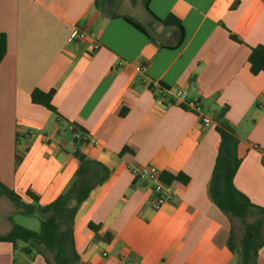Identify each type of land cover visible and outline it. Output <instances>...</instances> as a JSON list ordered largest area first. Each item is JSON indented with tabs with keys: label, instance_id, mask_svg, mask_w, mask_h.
I'll use <instances>...</instances> for the list:
<instances>
[{
	"label": "crops",
	"instance_id": "0c3cea01",
	"mask_svg": "<svg viewBox=\"0 0 264 264\" xmlns=\"http://www.w3.org/2000/svg\"><path fill=\"white\" fill-rule=\"evenodd\" d=\"M147 6L144 0H0L6 37L0 184L26 204H33L26 197L32 193L46 206L80 169L79 151L88 160L81 185L92 191L60 238L70 264H235L227 247L234 220L209 193L216 124L201 126L193 113L159 103L148 83L185 91L211 118L227 107L240 159L234 186L263 207L264 74L251 75L247 60L251 48L264 47V0H150ZM169 14L183 29L176 49L168 47L178 32L153 18ZM76 29L98 35L99 48L72 42ZM34 90L54 91V112L31 102ZM66 124L96 145L74 142ZM133 167L188 181L175 182L177 198L154 211L150 186L131 175ZM0 219V236L17 225L11 215ZM24 247L0 242V264H46ZM256 264H264V248Z\"/></svg>",
	"mask_w": 264,
	"mask_h": 264
},
{
	"label": "trees",
	"instance_id": "16d2710c",
	"mask_svg": "<svg viewBox=\"0 0 264 264\" xmlns=\"http://www.w3.org/2000/svg\"><path fill=\"white\" fill-rule=\"evenodd\" d=\"M149 1L144 0V7L147 11ZM122 18L134 28L144 32L130 18ZM153 18L164 28H172L178 32L176 43L168 47L171 49L178 48L184 39L180 20L172 14L164 19ZM231 39L236 41L234 37H231ZM5 55L6 37L0 33V63ZM247 61L251 75L264 74V47L251 48ZM53 95V90L46 93L34 90L30 95V100L33 104L54 112L51 104ZM226 111L227 107L225 106L212 117L213 122L216 124L215 130L219 134V141L209 193L216 208L230 219L238 221L242 227L241 238L237 241L234 233L230 232L227 243L228 250L235 257V264H256L258 252L264 248V206L253 205L234 186V177L240 165V159L237 157L238 139L234 129L225 120ZM74 128L75 131L81 132L75 126ZM74 142L87 144L83 141L74 140ZM74 157L79 161L80 169L58 198L46 206H39L38 198L32 193H27L26 197L33 204H26L21 197L0 184V197L9 200L18 215L40 218L38 231H31L19 225H13L6 235L0 236V242L8 243L14 249L18 243H23L26 245L22 248L23 253L30 254L35 251L44 258L46 264H52L47 257L48 254L51 255L55 264H70V260L58 248L61 238L60 233L70 230L69 227L78 207L92 191V187L81 185V179L84 176L82 171L88 160L79 151L74 153ZM162 179L171 184L177 181L185 184L188 181L187 178L185 179L181 175L172 178L162 174ZM73 257L76 259L75 253Z\"/></svg>",
	"mask_w": 264,
	"mask_h": 264
},
{
	"label": "built area",
	"instance_id": "2783aa9c",
	"mask_svg": "<svg viewBox=\"0 0 264 264\" xmlns=\"http://www.w3.org/2000/svg\"><path fill=\"white\" fill-rule=\"evenodd\" d=\"M71 40L81 46L87 45L92 52H95L100 46V37L85 29H76L72 34ZM138 70L144 73L145 66L142 65L138 67ZM148 88L159 103L163 104V102L168 100L171 104L180 106L193 113L201 126L212 125L213 119L210 116L204 115L201 103L198 101L186 100L185 91L164 87L156 81L149 82ZM58 122L61 124L62 120H58ZM65 130L71 134L72 139L75 141H83L94 146L96 145V142L88 140L85 133L75 131L72 124H66ZM130 173L137 180L150 186L152 198L150 205L152 210L159 211L177 198L178 191L175 184L164 181L162 179V172L158 169L154 167H133L130 169Z\"/></svg>",
	"mask_w": 264,
	"mask_h": 264
},
{
	"label": "rangeland",
	"instance_id": "374dc122",
	"mask_svg": "<svg viewBox=\"0 0 264 264\" xmlns=\"http://www.w3.org/2000/svg\"><path fill=\"white\" fill-rule=\"evenodd\" d=\"M139 1L140 0H135V3H138ZM138 9H139V12L134 17L136 18V20L139 21L140 19H142V16H144V9L141 6H139ZM13 209L15 208L9 200H7L4 197L0 198V218H2L3 216L11 215L12 219H14L17 225L24 227L31 231L39 230V220H40L39 217L20 216L18 214L12 213ZM233 229H234V235L236 237V240L238 241L242 236V227L238 221H234ZM64 234H66L65 231H62L60 233L61 238L64 237ZM63 248L65 249L66 246H63ZM47 257L52 264H55L50 254H48Z\"/></svg>",
	"mask_w": 264,
	"mask_h": 264
}]
</instances>
